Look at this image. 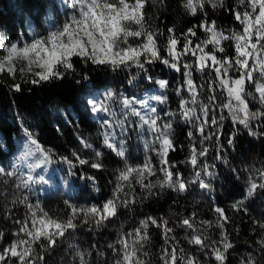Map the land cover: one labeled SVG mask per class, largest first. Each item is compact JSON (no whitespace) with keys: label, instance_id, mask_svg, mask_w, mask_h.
I'll return each instance as SVG.
<instances>
[{"label":"trees","instance_id":"obj_1","mask_svg":"<svg viewBox=\"0 0 264 264\" xmlns=\"http://www.w3.org/2000/svg\"><path fill=\"white\" fill-rule=\"evenodd\" d=\"M184 2L185 0H163L161 3V0H148L145 5L147 26L164 32L163 36L157 37L163 56L167 55L164 46L167 43L168 28H174L175 34L180 37L181 33L193 25H199L204 19L199 9L196 16H191L182 6ZM223 4V7L216 9L205 5L208 21L215 20L217 26L225 31L233 28L240 30L241 25L228 11L236 6V0H223ZM239 10L243 11V8ZM48 13L53 15L58 24L66 19L61 0H0V37L5 40V48H0V61L6 57L7 46H22L29 38V28L40 27ZM196 32L197 36L192 37L193 44L205 35L199 28ZM138 42L130 38V43ZM183 44L184 40L180 37L178 50L183 48ZM223 46L226 48L225 54L235 55L231 41H224ZM210 50L211 45L206 51ZM185 62L193 64L191 78L197 85L196 104L190 102L191 94L185 83V70L181 67V71L177 72L159 62L146 65L145 73L135 67L113 70L107 65H94L90 62L84 64L79 58H73L75 72H67L62 79L53 78L35 84L31 81L38 77L27 71L26 62L15 59L13 73H9L8 65H5L4 70L0 71V163H5L12 157L19 158L23 145L35 139L49 153L54 177L75 184L77 190L73 193L55 191L49 194L29 191L16 174L9 176L7 173L11 171L4 168L5 173L0 174V231L4 233L3 239H0V251L16 239L13 233L20 226L15 221H23L30 216L28 204L38 206L53 219L66 221L71 214L69 205L77 208L102 207L103 203L113 197L117 184H123V191L118 193L121 201L127 199L135 202H130L127 207L120 206L117 215L105 221L100 228L91 221L88 224L82 223L84 217L81 214L74 221L76 229H69L50 252H42L39 244L34 245L37 254L45 257L43 264H81L77 253L84 255L85 264H116L121 258V238L131 240L128 234L139 228L140 222L149 217L155 218L158 224H163L166 220L167 227L172 231L168 234L170 239L166 244L162 228L149 223V239L138 252L145 264H163V249L171 251L173 245L178 254L183 249L186 256H194L200 264H218L211 252L212 247L222 248L221 229L217 227L218 216L214 211L217 207L224 209L229 218L225 230L229 242L233 244V248L226 254L225 264H241L242 260L249 259V254L256 264H264V249L258 243L264 239V228L260 227L264 225V190L258 189L252 197L244 199L249 178L255 179L257 183L261 182L259 170H264V136L249 135L243 125L233 127L227 110H224L223 115L227 118L223 121V135L220 137L222 151H217L215 137L202 144V137L196 130L195 117L190 121L186 120L180 105L181 101H188L186 107L194 108L196 116H202L201 105L209 102L208 82L214 79L215 74L209 73L207 69L203 73L197 71L195 57L190 54L182 58L181 65ZM21 68L25 71L21 72ZM33 71L40 69L34 68ZM230 75L235 77L239 73ZM157 80L168 81V85L160 89L164 100L157 103L153 115L159 117L158 125H172L170 139L176 150L169 151L168 160L175 165L171 169L173 179L179 173L180 178L186 182L187 190L184 192H177L167 186L160 187L159 182L164 180V173L159 170L161 165L157 153L160 145L156 134L148 130V125L141 126L138 117L130 114L125 117V113L130 110L121 102L123 98L135 97L145 101V106L148 102L147 91L159 88ZM16 85L19 90L14 87ZM246 88L247 91L254 92V85H246ZM91 91L102 98L112 115L107 113L105 117L101 112L92 111V105L88 103ZM108 91L115 94L111 100L106 99ZM216 96L219 104L227 99L226 95H222L221 89L216 90ZM248 100L252 111L261 107L251 97ZM143 106L138 103L133 105L139 111ZM213 114L218 119L220 109L216 108L209 113V121ZM105 120L110 121L111 127L104 124ZM118 121L123 122V128ZM252 124L253 131H264V120L253 121ZM189 131L193 133L192 138L188 136ZM215 131L214 126L206 127L205 135ZM233 132L236 133L235 140L230 146L227 141ZM106 133L110 142L114 139L117 149L123 148V157L105 145ZM82 140L91 147H85ZM193 145L197 152L204 147L208 149L206 156L197 157L195 167L190 163ZM97 152L101 154L99 157L96 156ZM73 153L90 163H102L103 167L97 170L91 168L90 163L80 165ZM218 155L220 159H217ZM63 158L72 161L74 167H70ZM146 161H150L155 169V174H146L144 180V184L152 185L150 189L137 183L135 174L130 177V187L129 182L117 180L126 167L137 168ZM204 165L214 173L213 177L204 175ZM197 171L201 172V179L212 185L211 191L199 187L195 176ZM88 176L94 177L95 181L85 178ZM240 200H244L242 209L233 210L232 205ZM193 213L197 230L195 233L193 229L181 224L184 218L191 217ZM41 214L38 210L37 215ZM202 221L211 222V226L203 225ZM193 234L207 237V247L201 249L200 246L190 244L188 241ZM212 241H216V244L212 245ZM41 243L47 242L42 240ZM145 252L148 253L147 256L144 255ZM11 264H17V261L13 258Z\"/></svg>","mask_w":264,"mask_h":264},{"label":"snow or ice","instance_id":"obj_2","mask_svg":"<svg viewBox=\"0 0 264 264\" xmlns=\"http://www.w3.org/2000/svg\"><path fill=\"white\" fill-rule=\"evenodd\" d=\"M148 0H61V6L65 9L66 19L60 25L52 23L50 30L46 35L32 36L30 41L24 42L22 46L18 44H10L6 48V57L0 61V71H3L5 65H8L9 73L14 72L13 61L15 59L26 62L28 72H31L38 79H33L31 83H40L50 79H62L64 75L71 71L75 72L73 58H79L84 64L91 63L94 65H107L113 70L119 68L131 69L133 67L147 72L146 65L156 62L163 64L166 67L174 69L177 72L181 71V67L185 70L184 76L187 90L191 94V103L196 104L198 99L197 85L192 80L193 68L192 63H183L181 60L184 56L191 55L195 57V68L197 71L203 73L206 69L209 73H214V79L208 82L209 97L208 103L201 105L202 116H196L194 108L186 107L188 101H181L182 115L186 120H191L195 117L197 121L196 130L202 137L203 141H210L215 137L218 145L217 151H222L223 145L220 144V137L223 135V121L227 118L223 115V111L227 110L228 117L231 118L233 127L237 124L243 125L248 130V134L252 136H264V131H253V121L264 120V0H236V6L228 9L237 21L241 28L240 30L229 29L225 31L219 28L215 20L211 22L207 19V12L205 5L208 4L212 9L223 7V0H185L183 8L191 15L196 16L197 10L204 15L199 25L189 27L186 32L181 33L184 44L181 50H178L177 45L180 43V37L175 34L174 28L167 29V43L164 46L166 56L161 55V50L157 44V37L163 36L162 30H153L147 26L145 19L144 8ZM163 3V0H161ZM243 8V11L239 9ZM199 28L204 32V38L199 39V42L193 44L192 37L197 36L196 29ZM130 38L139 41L138 43H130ZM143 38V39H141ZM224 41H231L234 49V56H229L226 53V48L223 46ZM211 45V50L206 51ZM0 48H5V40L0 37ZM224 54V55H218ZM34 68L40 71H33ZM60 69H63L61 71ZM25 69L21 68V72ZM230 73H239L238 76L230 75ZM258 74V75H257ZM87 78V77H85ZM151 80V77H148ZM156 83L161 89L166 88L168 81L157 80ZM246 85H254V92L247 91ZM17 90L19 86L16 85ZM221 89L222 95H226L227 99L224 103H217L216 90ZM179 92V89L177 90ZM114 93L108 91L106 99L111 100ZM251 97L260 104V108L252 111L249 108V100ZM155 100L163 102L164 98L155 96ZM122 104L129 113H125L139 118L141 126L148 125V130L156 134V139L159 141L158 155L160 157V171L164 173V180L159 182L160 187L167 186L177 192H184L187 190L186 182L180 178L179 173H176V179H173L174 173L172 168L174 164H170L168 160L169 151H175L176 148L170 139L171 123H166L163 126L157 124L158 116L153 115L156 112L155 108H151L149 112L141 114V112L134 108V104L143 106L145 101L123 98ZM92 105L93 112H105L112 115L109 109L103 102H95L90 99L88 101ZM219 108L221 114L217 119L216 115H212L209 121V113L214 109ZM123 128V122H117ZM104 124L111 127L109 120H105ZM214 126L215 132L205 135V128ZM27 131V130H26ZM30 136V133H28ZM236 133L233 132L228 138V145H233ZM189 138H192L193 133L188 132ZM82 143H85L83 140ZM31 145L35 146L34 151L43 156L40 163L50 159L49 153L43 149L35 139L30 141ZM105 145L115 151L117 155L123 157L124 151L121 147L117 149L116 145L110 142L109 135L104 136ZM85 147H91L85 143ZM208 149L202 148L199 152L195 145L191 148L190 163L195 167L197 165L198 156H206ZM32 153L30 152L29 155ZM80 165L89 164L86 159L80 158L79 155L73 153ZM101 154L96 153L99 157ZM221 157L218 155L217 159ZM64 162L68 163L70 167H74L72 161L63 158ZM39 166V165H36ZM90 167L93 169H101L102 163L92 162ZM5 170L0 168V174H4ZM203 173L206 176L213 177L214 173L208 171V166H203ZM135 174L137 183L143 188L150 189L151 184H144L147 176L155 174V169L150 161H146L142 166L133 168L126 167L120 172L117 177L118 181L129 182L130 177ZM7 175H14L8 172ZM196 181H199V187L211 191L212 185L206 183L201 179V172L195 173ZM88 180L95 181L94 177H85ZM43 179V177H41ZM260 183L255 179L249 178L248 187L244 194V199L252 197L258 189L264 190V170H259ZM33 181V177L29 175L27 180L23 182V186L27 187L28 182ZM196 181H193L196 182ZM20 187V185H17ZM123 191V184H117L116 192L111 199L103 203L102 207L92 206L89 208H77L69 205L71 214L66 221H59L49 217L47 212H43L38 206L33 207L28 204L27 207L30 216L25 220H16L15 223L20 227L13 235L16 237L9 245L5 246L0 251V264H11L14 258L17 264H43L45 257L38 255L34 245L39 244L41 251H51L57 245V241L64 237L69 230H75L77 224L75 219L83 214L82 223L88 224L93 222L97 228L103 227L105 221L117 215L120 206L127 207L130 202L127 199L121 201L118 193ZM26 199V198H25ZM25 203V201H21ZM244 200L235 202L232 205L233 210L240 211L242 209ZM42 214L37 215V211ZM217 213V227L221 229V247H212L211 252L218 264H225L228 250L233 248V244L228 240V234L225 230V224L229 218L225 214L224 209L215 208ZM195 213L191 217L184 218L181 221L183 226L193 229L195 233L197 230L194 226ZM156 225L162 228L165 243L170 239L168 234L172 231L167 227V221L163 224H158L155 218L149 217L140 222V227L134 232L129 233L128 238H121L119 241L121 248L119 253L121 258L116 261V264H145V261L140 259L138 252L143 248L144 242L149 239L148 225ZM203 225L211 226V222L202 221ZM264 228V225H260ZM4 233L0 231V239H3ZM207 237H202L199 234H193L188 241L190 244L200 246L201 249L207 247L205 244ZM47 243H41V241ZM261 248L264 249V239L258 241ZM216 241H212L215 245ZM139 246V247H138ZM111 247V245H109ZM116 251V249H114ZM80 256L81 264H85L84 255L77 253ZM148 255L147 252L144 253ZM161 260L163 264H200L194 256H186L183 249L177 253L175 245L163 249ZM241 264H256L255 260L251 258L247 261L242 260Z\"/></svg>","mask_w":264,"mask_h":264},{"label":"rangeland","instance_id":"obj_3","mask_svg":"<svg viewBox=\"0 0 264 264\" xmlns=\"http://www.w3.org/2000/svg\"><path fill=\"white\" fill-rule=\"evenodd\" d=\"M52 23L55 25H60L57 23L55 18L51 13H48L47 19L43 21L40 27H30L29 28V38L25 42L32 39L33 34L36 35H46L50 30ZM161 88H152L149 89L146 93V98L148 102L145 106L141 107V113L144 111L155 108L159 101L155 100V96H161ZM89 99L94 100L95 102H103L102 98L98 97L93 91L89 94ZM101 114L107 117V113L101 111ZM111 142L116 144L114 139H111ZM34 147L29 143H26L22 147V152L19 158L12 157L9 161L5 163H0L1 168H7L11 172L17 175V177L23 183L27 180V177L31 175L33 181L28 182V190L41 194H49L55 191H67L68 193H73L77 190V186L73 183H69L64 179H58L54 177L52 173L53 165L50 160L40 163L43 160V156L34 151ZM32 153L29 155V153ZM39 165V166H36ZM43 177V179H41Z\"/></svg>","mask_w":264,"mask_h":264}]
</instances>
